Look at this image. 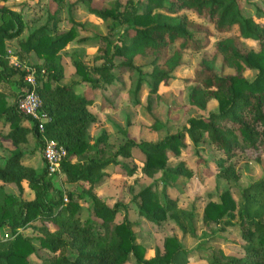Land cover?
Instances as JSON below:
<instances>
[{
    "label": "trees",
    "instance_id": "obj_1",
    "mask_svg": "<svg viewBox=\"0 0 264 264\" xmlns=\"http://www.w3.org/2000/svg\"><path fill=\"white\" fill-rule=\"evenodd\" d=\"M59 3L61 0H54ZM82 1L88 11L100 19H109L105 34L98 35L97 46L100 64L88 65L80 59L74 61L75 71L83 80L89 81L92 88L110 84L115 79L112 69L117 65L115 57H123L121 64L140 69L133 62L138 54H152V70L149 91L156 92L161 81H166L169 73L181 63L185 50H200L207 44L210 34L207 25L191 20L184 10H190L218 31H227L234 24L239 34L221 37L215 43L211 57H203L194 70V76L185 78L193 81L188 91L191 105L205 109L208 101L215 99L217 109H211L205 116H189L186 123L176 132L166 133L155 141L135 143L128 138L115 154L129 156L131 146L139 145L144 152L143 171L153 176L161 171L162 190L158 193L149 185L134 196L138 212L147 219L160 223L172 217L183 232L196 235L195 214L191 209L177 205L176 197L171 196L168 186L182 185L192 175L183 160L168 165L169 152L179 155L182 146L189 138L197 143L204 135L226 157H232L249 149H264V11L257 8V16H245L238 0H128L121 3L111 0L107 7L94 6L91 0ZM0 123L8 125V130L0 134L14 145L0 164V180L16 185L23 191V180H27L34 191V197L24 198L8 192L0 183V229L7 227L12 236L0 239V264H124L133 254L135 264H171L181 251L182 245L174 235L164 238L163 250H155L154 255L144 256V247L136 241L134 223L124 216L114 221L119 202L108 205L103 199L91 193L93 213L96 220H82L77 213L79 204L70 198L63 202L62 197L53 198L50 194L52 182L44 161L42 168L23 164L24 153L21 143L28 141L31 133L42 147L41 134L57 140L65 147L61 169L69 181L83 179L90 187L100 183L108 175L104 169L109 164H121V171H133L115 156L103 157L102 148L106 144L108 132L102 130L94 142L89 140V128L96 122L95 114L89 106L92 96L79 93L73 84L56 82L64 76L60 50L78 35L77 22L71 20L66 30L58 28L61 16L58 10L48 14L45 22L19 39L21 50L33 52L43 59V65L32 64L36 68L35 85L40 98V112L48 119L43 132L36 121L30 120L16 104L26 86V70L10 64L7 57L6 40L18 36L24 27L22 15L6 5H0ZM244 38L257 41V48L246 46ZM170 46H173L170 49ZM221 55L223 63L233 67L232 72L218 74L214 63ZM43 68V72H41ZM245 68L257 70L252 79L243 74ZM140 77L134 87L136 94L141 87ZM14 82L17 91L10 94L2 87V82ZM55 83H54V82ZM13 101L8 103V97ZM97 149L86 160H73L90 149ZM218 175L225 178L238 177L231 164L224 165L219 160ZM113 167V166H112ZM123 206V205H122ZM237 209L240 226L242 252L239 255L226 254L222 249L209 258L210 264H264V179L250 182L241 190V202L237 203L229 189L219 194L218 200H208L202 211L205 225L212 222L230 224ZM41 224H31L33 220ZM48 223L52 224V228ZM31 225L39 232L36 236L41 247L52 254L42 258L40 263L32 262L28 256L35 247L32 238L17 231L19 227Z\"/></svg>",
    "mask_w": 264,
    "mask_h": 264
},
{
    "label": "rangeland",
    "instance_id": "obj_2",
    "mask_svg": "<svg viewBox=\"0 0 264 264\" xmlns=\"http://www.w3.org/2000/svg\"><path fill=\"white\" fill-rule=\"evenodd\" d=\"M76 1L61 0L57 4L54 0H0V5L9 6L20 12L24 21L22 32L6 42V55L10 64L22 69L33 66L32 64L42 66L43 59L33 52L24 53L19 47L18 40L24 39L29 31L45 22L48 14L55 9L61 16V20L58 22L60 30L68 29L71 20L76 21L78 35L60 50L64 76L56 82L73 84L80 91L79 93L84 92L93 97L94 102L89 108L95 114L96 122L89 128L90 142H94L102 130H106L108 132L106 144L100 147L102 156H115L118 162H125L126 165L133 168V171L123 172L121 164H109L104 169L108 175L92 187L83 179L67 180L63 172L51 173L49 176L52 182L50 194L55 199L62 197L65 202L69 199L68 191H70V198L75 199L79 204L77 213L82 220H96L92 208L91 193L99 196L110 206L119 202L114 221L127 216L134 223L133 230L136 241L144 247L145 257L154 255L157 248L162 251L164 238L167 235L176 236L182 245L181 251L171 264H210L209 258L217 253L218 249H222L226 254H241V245L244 240L241 238L237 209L234 211V217L230 219L232 222L230 224L212 222L205 225L202 221V211L208 200H218L219 194L225 189L230 190L238 207L241 202L242 188L252 181L264 179V149H249L232 157H226L213 145L208 136L204 135L197 143L186 138L187 143L181 147L179 155L169 152L168 165H175L178 161L183 160L186 167L192 171L191 177L182 181V185L168 186L167 191L171 196L176 197L179 207L193 210L196 235L183 232L170 216L157 223L141 215L137 210L134 196L148 185L159 193L163 188L160 179L161 171L156 172L153 176H149L143 171L145 155L137 144L131 146V153L127 157L115 154L117 148L128 138L135 143L155 141L166 133L179 130L189 116H205L209 110L217 109L215 99L208 101L205 109L191 105L188 101V91L193 81L186 82L185 78L194 76V70L203 57L212 56L218 39L230 34H239L238 26L234 24L230 30L218 31L211 23L206 22L194 12L184 10L183 12L194 22L207 25L210 31V34L204 37L207 39V44L200 50H185L181 57V63L169 73L170 77L166 81L159 83L156 92L149 91L152 54H138L133 58V62L140 69L125 66L121 64L124 60L123 57H115L117 65L112 69L116 76L115 79L110 84L92 88L90 82L83 80L81 75L75 71L74 61L80 59L88 65L100 64L103 61L102 58H99L97 51V46L100 43L98 35L107 32L110 20L96 17L88 11L82 1ZM110 1L91 0L92 4L97 7H107ZM119 1L126 3L128 0ZM238 2L241 12L245 16L254 15L258 18L257 8L264 11V0H238ZM1 19L0 17V21ZM242 41L248 47L257 48L258 46L257 41L252 38L242 37ZM172 47L170 46V49ZM40 71L43 72V68ZM214 71L224 74L232 72L233 67L223 63L221 55H218L214 63ZM256 73L257 70L254 68L243 70L244 76L248 79H252ZM140 77L142 78L141 87L135 94L133 90ZM2 87L10 94L18 90L15 81L2 82ZM12 101L13 96H9L8 102ZM25 123L31 125L30 120H26ZM7 129L5 127V130ZM19 146L26 152L23 160H29V153L34 155L36 152L37 157L35 159L33 157L31 162L34 166H39V162L43 159L42 147L31 133L28 135V141ZM12 148L14 145L10 141L0 137V164L4 163ZM95 150L97 152L96 148H91L79 157L74 156L73 160H86ZM222 159L224 165L231 164L239 172L238 177L225 178L217 174L220 168L218 161ZM43 164L44 160L38 168H42ZM3 185L8 192L21 195L24 198L34 197V191L29 187L27 180H23L22 193L14 183L3 182ZM31 224L39 225L41 222L37 219L31 221ZM48 225L50 228L53 227L51 223ZM17 231L32 238L35 249L28 256L32 262L40 263L42 258L52 254L48 249L40 246L36 237L39 232L31 225L19 227ZM10 236L12 233L9 228L2 227L0 229V239ZM135 263L134 255L130 254L124 264Z\"/></svg>",
    "mask_w": 264,
    "mask_h": 264
},
{
    "label": "built area",
    "instance_id": "obj_3",
    "mask_svg": "<svg viewBox=\"0 0 264 264\" xmlns=\"http://www.w3.org/2000/svg\"><path fill=\"white\" fill-rule=\"evenodd\" d=\"M25 70L26 74L24 78L26 86L23 94L16 100L17 108L22 113L28 115L30 121L35 120L39 131L43 132L44 122L48 119V116L39 110L41 101L35 89L37 83L35 76L36 68L28 66ZM41 137L43 139L42 157L47 165L48 171L50 173H62L61 161L66 153L65 147L57 140L47 137L44 133L41 134Z\"/></svg>",
    "mask_w": 264,
    "mask_h": 264
},
{
    "label": "crops",
    "instance_id": "obj_4",
    "mask_svg": "<svg viewBox=\"0 0 264 264\" xmlns=\"http://www.w3.org/2000/svg\"><path fill=\"white\" fill-rule=\"evenodd\" d=\"M7 41H9V40H6V42ZM76 88V87H75ZM76 90H77V88H76ZM78 92H80L79 90H77ZM83 94H85L84 92H82ZM8 103H11V102H8ZM23 125H26V126H30V125H28V124H26L25 123V121L23 122ZM5 127H7V128H9L8 127V125H5V124H1L0 123V130L2 131V133H5L7 130H5ZM30 134V133H29ZM28 134V135H29ZM0 137H3L4 139H5V137L3 136V135H1L0 134ZM6 140H8V139H6ZM8 141H10V140H8ZM11 142V141H10ZM24 151V150H23ZM29 153V152H28ZM26 155V152L24 151V153H23V155H22V157H21V162L23 163V164H26V165H29V166H32V167H34V168H38L39 166H41L42 165V163H43V159H41V162H39V166H34L33 165V163L31 162V159H33V157H34V159L37 157V153L35 152L34 153V155H30V153H29V160H23L22 158H23V156H25ZM1 181V180H0ZM1 183H3L2 181H1ZM22 183H23V181H22ZM24 186V185H23Z\"/></svg>",
    "mask_w": 264,
    "mask_h": 264
}]
</instances>
